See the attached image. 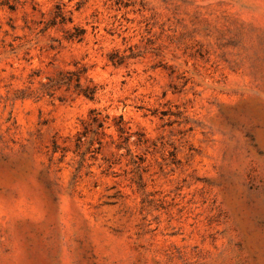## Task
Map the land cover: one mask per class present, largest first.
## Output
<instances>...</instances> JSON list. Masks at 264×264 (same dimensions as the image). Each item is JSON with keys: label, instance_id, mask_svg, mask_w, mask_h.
I'll return each mask as SVG.
<instances>
[{"label": "rangeland", "instance_id": "rangeland-1", "mask_svg": "<svg viewBox=\"0 0 264 264\" xmlns=\"http://www.w3.org/2000/svg\"><path fill=\"white\" fill-rule=\"evenodd\" d=\"M0 264H264V0H0Z\"/></svg>", "mask_w": 264, "mask_h": 264}, {"label": "trees", "instance_id": "trees-1", "mask_svg": "<svg viewBox=\"0 0 264 264\" xmlns=\"http://www.w3.org/2000/svg\"><path fill=\"white\" fill-rule=\"evenodd\" d=\"M78 35V34H77ZM84 95H86L87 97H89V98H92V94H84Z\"/></svg>", "mask_w": 264, "mask_h": 264}]
</instances>
